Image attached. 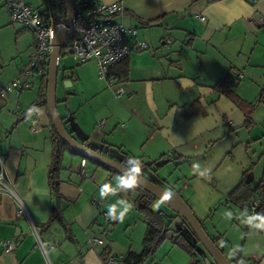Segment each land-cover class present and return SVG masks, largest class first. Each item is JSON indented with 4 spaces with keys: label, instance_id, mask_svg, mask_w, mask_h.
I'll return each mask as SVG.
<instances>
[{
    "label": "crops",
    "instance_id": "1",
    "mask_svg": "<svg viewBox=\"0 0 264 264\" xmlns=\"http://www.w3.org/2000/svg\"><path fill=\"white\" fill-rule=\"evenodd\" d=\"M102 2L121 6L123 11L115 20L136 29L137 40L147 44V49L133 48L134 39L128 36V79L117 81L123 94L118 101L113 100L109 109L107 105L105 118L97 115L89 126L76 117L81 108L74 111L71 136L76 132L81 140L78 142L86 146L90 143L92 149H113L121 156L137 158L141 164L159 161V168L174 164L184 181L177 179L171 191L179 193L204 230H210L209 236L220 241L222 234L206 226L215 200L212 203L211 193L202 189L209 191L210 180L214 188L221 186L217 200L225 199L243 179L250 175L251 184L262 173L255 172L252 158L264 159V106L254 109L253 125L245 129L243 112L213 87L230 74L234 94L248 103L255 102L264 89V0ZM27 3L33 6L29 0ZM49 5L54 9L53 0L48 8ZM158 41L161 49L150 52L149 45ZM16 69L15 77L0 81L2 86L12 79L23 81L20 77L30 76ZM36 76L40 88L43 76ZM77 78L79 71H65V79L71 80L68 95L75 91ZM39 88L34 96L24 94L26 89L19 95L6 92L0 98V171L11 190H0V243L8 241L13 245V250L6 252L0 244V264H109L107 257H112L114 264H122L128 252L141 251L146 220L134 209V196L119 188L120 176L105 169L100 170L96 180L89 176L88 167V177L81 178L79 166L73 167L78 156L68 151L63 155L58 185L65 226L54 222L43 228L55 197L48 187L51 119L46 106L29 111ZM100 92L95 91L94 96ZM195 102L203 113L190 114L188 107ZM32 128L37 131L32 132ZM79 158L80 162L85 159ZM117 200H126L129 209L122 219H114L111 224L104 215ZM20 207L24 212L18 216ZM249 217L247 232L253 229L259 236L249 260L264 264V218L253 214ZM175 221L179 223L177 230L195 246L181 219ZM174 232L170 230V235ZM195 247L199 253V246ZM180 249L163 244L146 261L189 264L188 254ZM202 260L196 255L193 264H201Z\"/></svg>",
    "mask_w": 264,
    "mask_h": 264
},
{
    "label": "rangeland",
    "instance_id": "2",
    "mask_svg": "<svg viewBox=\"0 0 264 264\" xmlns=\"http://www.w3.org/2000/svg\"><path fill=\"white\" fill-rule=\"evenodd\" d=\"M47 1L48 0H29L31 5H33V8L40 9L38 11L48 8ZM21 29L22 27L20 25L11 23L9 16L6 13V9L3 6V0H0V81H2L3 78H8L12 75H14L15 77V75H17V67L20 69V71H24L28 68V58L30 54L33 53L35 48V36L30 31ZM19 30L21 31L19 32ZM157 47L161 49V47H159V41L156 45H149V51L152 52ZM164 52H167V49H164ZM71 69L79 71L80 78L79 80L77 78V80L73 84V88H75V91H72L73 93L67 96L65 95L66 90L63 85V78L65 77V71L71 72ZM31 76L32 75H30L28 78L20 77V79H22L23 81H32L33 85L28 88V91H25L24 94L27 93L34 96L39 88V77L36 76V74L35 77L33 76V78H31ZM13 80L14 79H12L11 81ZM95 91H101L100 95L94 96ZM113 91V89L107 87L105 81L98 78L95 63L87 62L78 64L68 55L61 56L58 63L56 101L58 114L64 119V127L67 132H71L75 129V125L73 122V112L78 110L79 108L81 109L78 111V113H76V117L78 120L84 121L87 125L88 123L91 124L92 120H94L95 118L97 119V115H101L102 117L104 115H108L107 112L111 107V103H114L113 100L118 101L115 98ZM106 107H108V109ZM73 137L77 141H81L79 135L76 134V132L73 133ZM87 145L91 146L90 143H87ZM100 151H102L103 155H105L106 157L114 159L116 161H122L123 163H125V161H127L130 157H133L121 156L116 150L113 149H105ZM71 154L74 156H78L73 153ZM77 158L78 159L73 166L74 168H78V166H80L81 158H79V156ZM252 159L255 172H262L264 159L258 161V156H254V158ZM158 162L150 166L147 163H140V175L155 184L161 185L168 191H171V189L173 188L172 184H174L177 179L184 181L181 172H179V170H176L174 164L168 165V163L159 168ZM182 165L183 163H181V167ZM88 167L91 168V170L88 171L89 176H93L94 179L100 178V170H105L103 167L92 164L90 162H87L86 168ZM95 167L98 168L97 171L96 169H94ZM182 168L184 169V167ZM182 168L179 167L178 169H180L181 171ZM259 176H261V174H259ZM259 176L257 174L255 178L252 179V187H255L257 185ZM209 181V191H205L206 189L202 190L206 194L211 193L210 201L213 203V201L215 200V205L209 212L206 226L208 228H214L216 231H218L219 234H222V238L220 239V241H218L219 249H221L222 252L224 251V255L229 260L234 261L233 264H236V262H238V264H252L249 260L250 254L252 252V249L256 245L255 243H257V240L259 239V236L256 232L253 231V229H250L249 233L246 230L247 225L251 220L249 216H251L252 213H250V211H242L227 204L226 197L225 199L217 200V193L221 192V186L219 188H214L213 184L209 183ZM151 209L156 211L161 210L168 214V216H171L172 214L159 201H155L152 204ZM241 212H244L247 215L241 217ZM143 218L145 219L144 216ZM165 222L168 224L169 220L166 218ZM178 224V221L172 219L168 224V228L174 232L179 229ZM208 232L210 233V230H207V234L210 235ZM163 244H167V246H170L171 248H179L178 246L172 244L169 239H166L156 250V252L162 247ZM180 250L184 252L182 249ZM198 252L199 253H197L196 251V255L199 261L203 259V256H207V253L201 247H199ZM188 260L189 264H191V259Z\"/></svg>",
    "mask_w": 264,
    "mask_h": 264
},
{
    "label": "built area",
    "instance_id": "3",
    "mask_svg": "<svg viewBox=\"0 0 264 264\" xmlns=\"http://www.w3.org/2000/svg\"><path fill=\"white\" fill-rule=\"evenodd\" d=\"M4 6L12 24L20 25L22 29L28 30L35 36V48L28 62L26 75L46 74L49 56L52 49L53 26L55 24V11L52 5L48 10L38 11L33 9L27 0H4ZM73 15L70 26L66 29L67 40L60 49V58L63 55L70 56L78 64L94 62L97 68L98 78L105 81L107 87L114 90L116 99H120L123 94L121 86L117 85L112 68L123 61L129 54L128 36L134 39V46L137 50L147 49V44L137 40V31L128 28L115 18L122 13L121 6L117 4H105L102 0H72ZM201 22L205 21L203 16H198ZM262 23L263 20L260 19ZM30 84L18 79L13 80L6 86L0 83V98L6 92H14L19 95L22 90H26ZM102 122L98 124L100 127ZM36 132L35 128L31 129ZM2 164L0 158V165ZM86 160L82 159L78 169L81 178L88 177L86 172ZM0 190L11 192L7 186L4 174L0 171ZM258 200H253L250 211L253 214L258 205ZM23 209L17 210L18 216L23 215ZM105 220L113 222L107 214ZM94 243L102 244L99 239H93ZM6 252L13 250L12 243L3 241L0 243ZM106 262L114 264L112 257H107ZM143 264H158L153 259L143 262Z\"/></svg>",
    "mask_w": 264,
    "mask_h": 264
},
{
    "label": "trees",
    "instance_id": "4",
    "mask_svg": "<svg viewBox=\"0 0 264 264\" xmlns=\"http://www.w3.org/2000/svg\"><path fill=\"white\" fill-rule=\"evenodd\" d=\"M59 3V11H60V19H64L66 16V9L63 0H58ZM153 22H147V25ZM129 63L127 57L112 68V73L117 81H125L128 79L129 72ZM46 74L42 77L41 87L39 88V93L37 99L31 104L29 111H34L40 106H46L45 103V92H46ZM66 80V79H64ZM67 81L71 82V80L67 79ZM232 77L230 74H227L219 82L213 87V90L219 95H224L228 98L239 110H241L244 114L245 120L243 127L245 129L250 128L253 125L252 114L254 109L258 105L264 106V89L260 91L257 99L253 103H248L238 96H236L232 90ZM70 90H68L69 92ZM66 91V95H68ZM191 111L190 114L193 113H203L201 108H199L197 102L193 103L188 107ZM188 116V115H186ZM62 123L64 121L61 118ZM64 125V123H63ZM70 135L71 132H68ZM51 160L48 166V187L50 192L55 197V204L52 208L51 215L48 221L44 224L43 228L50 226L54 222H58L61 225L65 226L64 218L62 216V210L60 208V195L58 193V185L60 184V173L62 170V159L64 152L68 151L75 155H78L82 158L87 159L90 163L96 164L93 161L89 160L87 157L81 154H77L69 149V147L57 136L54 128L51 126ZM156 164V163H154ZM98 165V164H96ZM153 165V164H148ZM101 166V165H99ZM103 167V166H101ZM108 170L110 174L117 175L115 172L103 167ZM248 172H246L247 174ZM245 174V175H246ZM243 179L226 197V203L229 205H233L238 207L239 209L250 211V206L253 200H258V205L253 212V215L257 218H264V161L261 177L255 187H252L250 183H245ZM130 196H134L133 205L134 209L141 215L145 217L146 220V231L142 240V249L139 253L128 252L122 259V264H143L146 259L150 258L156 250L160 247V245L166 240L169 239L172 244L178 246L183 251H185L191 259V264L196 260V247L192 246V244L181 234L180 230L174 232L173 235H170V230L168 228V224L172 219L178 218V216L171 214L168 216L163 211L152 210V204L157 201L151 195L147 194L139 187H135L134 189L127 191ZM169 220L167 224L165 219ZM113 221L111 224H113ZM182 223L186 226L185 222ZM187 227V226H186ZM190 231V230H189ZM191 232V231H190ZM192 234V233H191ZM194 237V235L192 234ZM195 238V237H194ZM214 244L218 246L219 238L212 239ZM197 240L195 239V244H197ZM203 264V263H201Z\"/></svg>",
    "mask_w": 264,
    "mask_h": 264
},
{
    "label": "water",
    "instance_id": "5",
    "mask_svg": "<svg viewBox=\"0 0 264 264\" xmlns=\"http://www.w3.org/2000/svg\"><path fill=\"white\" fill-rule=\"evenodd\" d=\"M66 9V16L64 19H60L59 3L58 0H53L55 11V24L53 26V38L51 42V52L49 56L47 78H46V93L45 103L48 110V114L51 119L52 127L54 128L57 136L69 147V149L77 154L84 155L94 163L101 165L113 172L118 176L122 174V170L126 167V164L122 161H116L108 158L101 151L90 148L81 142L76 141L65 129L62 120L57 111L56 101V89L58 79V63L60 60V49L67 40L66 29L70 26L73 7L72 0H63ZM48 4H51V0H48ZM65 77L63 78V80ZM64 88L68 92L70 90L71 82L64 80ZM159 165V164H158ZM245 183H250V175L245 179ZM137 187L151 195L157 201L162 203L172 214L178 216L181 221H184L190 235L192 236L195 244L204 249L207 256L203 258V264H233L228 260L224 253L217 247L213 238H211L204 230L200 222L195 218L190 208L186 205L182 197L177 192L168 191L161 185L155 184L143 176L138 174ZM192 233V234H191Z\"/></svg>",
    "mask_w": 264,
    "mask_h": 264
},
{
    "label": "clouds",
    "instance_id": "6",
    "mask_svg": "<svg viewBox=\"0 0 264 264\" xmlns=\"http://www.w3.org/2000/svg\"><path fill=\"white\" fill-rule=\"evenodd\" d=\"M126 167L119 177V188L124 191L134 189L137 185V177L140 172V163L135 157H130L125 161ZM115 191V189H113ZM103 194V192H102ZM129 209L126 200H117L115 204L108 208L107 214L113 219H122Z\"/></svg>",
    "mask_w": 264,
    "mask_h": 264
}]
</instances>
